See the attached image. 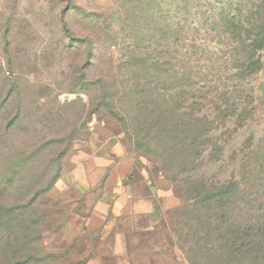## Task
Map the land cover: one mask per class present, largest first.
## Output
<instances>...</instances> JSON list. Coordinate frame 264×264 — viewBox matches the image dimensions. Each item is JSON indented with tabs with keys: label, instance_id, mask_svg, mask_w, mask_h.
Here are the masks:
<instances>
[{
	"label": "rangeland",
	"instance_id": "1",
	"mask_svg": "<svg viewBox=\"0 0 264 264\" xmlns=\"http://www.w3.org/2000/svg\"><path fill=\"white\" fill-rule=\"evenodd\" d=\"M226 1L0 0V264H104L113 238L88 217L118 165L155 199V221L115 220L141 250L131 264H235L218 258L225 226L206 229L264 221V42L247 68L249 40L216 36ZM173 72L203 117L186 158L150 133ZM198 184L230 185L228 200L206 210ZM174 219L169 245L155 225Z\"/></svg>",
	"mask_w": 264,
	"mask_h": 264
},
{
	"label": "trees",
	"instance_id": "2",
	"mask_svg": "<svg viewBox=\"0 0 264 264\" xmlns=\"http://www.w3.org/2000/svg\"><path fill=\"white\" fill-rule=\"evenodd\" d=\"M218 10L215 14L216 36L218 38L228 37L233 39L234 42L240 41L242 44L245 40H249V43L243 47L244 53L241 59L247 64V68H255L259 63V59L255 58L256 54L263 48L262 43L264 42V26H261V23L264 22V0H227L225 3L221 2ZM168 63V61L160 64L156 63V67L159 69L160 66ZM178 72H173L171 75L170 99H161L162 101L156 99L153 101V105L157 107V113L154 122L151 124L153 130L150 133L157 134V137L163 136L166 144L161 150H164L163 152L167 156L170 157L172 154L174 156L171 158L177 156L186 158L198 152L199 140L202 136L198 121L202 120L203 117L191 112H184L188 105L187 90L183 82L187 74ZM175 80L179 84L175 85ZM150 148L151 146H147L146 150H151ZM187 164H190V161ZM175 174V177H178V174ZM166 176L170 177L172 175L166 173ZM179 184L182 186L181 182ZM194 186L193 198L204 203L206 210L223 205L228 200L226 196L231 187L226 185L209 186L207 188L201 184ZM179 192L182 196L183 192ZM172 217L181 219L177 211ZM226 218L221 217L222 223L220 225L209 226L206 229L208 230L206 237H209V232L218 230L220 226H225L224 232H227V237L223 243L225 250L218 253V258L228 259L235 264H264V221L240 222L238 220H225ZM178 219H174L172 223L164 220L156 223L155 231L160 235L161 241L165 237L169 245L174 244L172 234L175 231L174 225H177ZM154 242L159 243V240ZM197 248L203 249L201 251L204 254L212 255V253H208L210 249L204 243H199Z\"/></svg>",
	"mask_w": 264,
	"mask_h": 264
},
{
	"label": "crops",
	"instance_id": "3",
	"mask_svg": "<svg viewBox=\"0 0 264 264\" xmlns=\"http://www.w3.org/2000/svg\"><path fill=\"white\" fill-rule=\"evenodd\" d=\"M132 178L122 165L114 166L102 187L97 188L98 192H95L98 200L92 207L88 223L95 229L111 233L113 238L111 253L102 259L104 264H131L130 256L141 254V250L133 246L130 231L132 227L129 229L126 226L117 227L115 224L117 218L134 217L135 222L136 219L149 223L155 221L154 195L145 185L137 183ZM105 194L109 196L108 200L101 201L100 196ZM147 228L153 226L147 225L145 229Z\"/></svg>",
	"mask_w": 264,
	"mask_h": 264
}]
</instances>
